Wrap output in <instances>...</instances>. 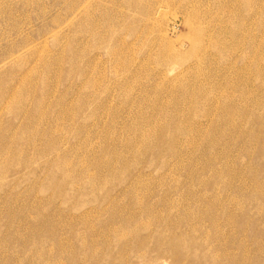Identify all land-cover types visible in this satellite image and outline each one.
I'll return each mask as SVG.
<instances>
[{
  "label": "rangeland",
  "instance_id": "1",
  "mask_svg": "<svg viewBox=\"0 0 264 264\" xmlns=\"http://www.w3.org/2000/svg\"><path fill=\"white\" fill-rule=\"evenodd\" d=\"M0 264H264V0H0Z\"/></svg>",
  "mask_w": 264,
  "mask_h": 264
}]
</instances>
